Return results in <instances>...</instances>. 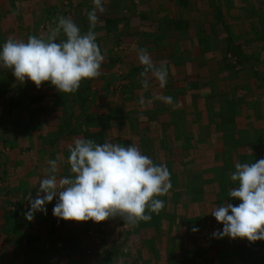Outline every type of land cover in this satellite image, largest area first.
<instances>
[{
  "label": "crops",
  "instance_id": "0c3cea01",
  "mask_svg": "<svg viewBox=\"0 0 264 264\" xmlns=\"http://www.w3.org/2000/svg\"><path fill=\"white\" fill-rule=\"evenodd\" d=\"M123 1L115 0L113 5L103 7V0H101L103 10L97 12L98 22L94 31L97 34V43L105 59L101 65V75L99 79L97 77L93 80L90 90L91 98L94 97L95 101L92 104L90 101V106H87L86 111L79 106L74 107V109L71 106L65 109L63 102L70 103V99L68 98L69 100L66 101L67 96L56 89H51L53 86L50 82H45V84L48 83L46 85L49 87L47 93H41L38 88L19 93L21 101L24 103L18 108V113L23 115L25 127H23V135L17 138L15 145L19 142L23 148L14 146L13 150L17 156L9 164L7 182L14 186L21 181L25 187L17 191L12 190L14 195L11 192L7 196L4 195L5 190L0 188V261L2 264H29L30 261L34 262L32 264H35V261H37L36 264H128L131 260L138 261V264H264V260L251 255L252 250L242 253L241 250L246 251V247L240 245L241 243L235 241L231 243L227 238L213 236L217 230L215 227L218 226V222L208 212L213 207L219 206L220 201L216 202L213 199V204L210 203L212 199L207 200L213 196V193V197H228L229 189L219 192L217 186L220 181L229 182L230 187L236 183L230 180V174L235 170L236 162L253 163L264 158V29H262L264 0H215L216 11H220L218 19L221 23L226 24L224 29L226 27H236L237 29L235 31L225 29L229 31L227 37L229 34L233 36V43L238 46L237 51H241L238 54L242 59V68L234 66L233 70L230 68L235 63L227 57V60L222 61L223 56L218 53L219 40L215 39L218 38V30L220 29L218 23H213V27L216 25L214 31L205 26H200V30L195 32L192 37L189 33L183 35L184 32L182 33L175 28V24L170 25L168 28L170 30L173 28L170 39L160 38L161 34L157 30L159 27L152 23L157 19L154 17L156 14L163 13L164 10L169 11L174 4H177L176 0L165 1L167 5H171L167 9L166 6L159 10L147 6L152 0H143L144 3L141 5L147 6L148 9L142 10L138 15L131 13L135 21L138 22L134 25L130 15L125 18L130 24L125 23L123 28H130L133 37L131 43L127 40L124 41V39H118L120 41L116 43L111 42L113 39L107 35L105 29L111 19L120 18L117 9L128 11L127 6L129 4L136 6L137 3H141L139 0H128L122 6L121 2L124 4ZM194 1L189 0L191 9L192 6H195ZM50 5L54 7L49 15L47 8ZM203 5L204 3L202 7ZM231 5L241 6L242 14H237L233 19L227 16L226 13L231 9V7H227ZM93 7L94 0H0V16L6 13H8L9 18L11 16V20L6 23V26H2L0 23V42L3 43V38L10 35L8 32L12 33L15 29L27 27L23 23L14 26L12 23L13 13L23 14L22 20H31L35 24L36 32L34 33L41 36L45 29L48 31L50 28L48 21L45 22L47 19L52 20L58 15L68 17L71 13L75 14L77 22L83 24L81 31L87 32L89 29L88 13ZM30 8L31 12L28 11ZM169 13L172 19L183 18L182 16H173L171 11ZM211 13L214 14L215 9ZM192 17L194 16L189 15L187 18ZM143 22H147V24ZM232 22H237V26L233 27ZM164 26L162 27L166 28V25ZM243 27L246 30L240 31ZM204 33L212 37V48L209 46V50L212 49L216 54L209 51L210 55L203 56L208 52L204 37L202 38ZM198 36L201 40L200 43H197ZM127 37L123 36V38ZM156 42L159 46L172 45L177 52L176 55L180 56L174 66L187 68V70L194 68L195 74H198V70H209L211 77L216 81L218 79L220 82L226 81L227 89L236 91L237 97L236 99L233 97L224 98L223 105L227 106V110H224L223 119L218 122V126L222 131L226 129V133L223 131V135H221L223 137L225 134V140L214 144L217 149L211 152L205 148V145L209 143L206 142L208 137L204 132L206 130L202 119H198L197 124L193 125L189 114L191 111L189 109L183 110V108L188 107L178 97L173 98V105L156 99L164 110V117L170 115L169 118H171L170 122L173 123L174 131L185 137L189 143L199 147L201 152L198 162L200 165L193 170L194 172L190 168L189 172L184 173L179 170L177 174L175 173L174 177L177 183L164 196L165 206L159 212L157 223L154 222L156 225H150L151 248L145 245V235L136 232L135 226L125 225L120 218H110L107 221L95 223L93 221H64L54 217L52 209L58 197L46 205V215L37 212L34 219L28 222L24 215L22 216L23 219L20 217L17 235L12 233V225L5 215V210L2 209V203L8 198L7 206L16 202L17 208H15L20 213L27 212L30 205L25 200V196L31 191L35 197L39 182L45 177L44 169L49 167V160H58V166L63 164L65 168L61 172V176H68L70 175V166L66 162L65 152L75 139L85 138L92 139L97 143H104L105 141L117 143L113 138L118 131L117 127H112L111 131H107V135H103V119L101 118L102 121L100 119L103 116V99H107V108L111 105V109L116 107L117 112L121 108L120 112L124 115L127 113L125 112V103L134 107L139 105L141 98L146 101L150 97L155 100L157 96H168L169 90L168 94L166 91H158L160 89L159 83L155 78H149L147 90L142 87L140 82L142 79L140 73L143 68L137 59V49H147L155 57L154 61H159L155 53L159 46L151 49V46L156 45ZM224 45H226L223 46L225 50L228 47L227 39ZM258 46L259 50L257 49ZM158 51L159 53L162 52L161 50ZM228 55L232 54L228 53ZM114 58H118L123 63L115 70L117 73L113 78L114 80L104 79L102 77L105 76L103 68ZM212 62H216L215 67L218 64V77L211 73L208 64ZM193 78L196 79L195 76ZM192 80V83L195 84V80ZM102 81L103 93H100L98 86ZM94 85L96 86L94 87ZM92 91L94 92L92 93ZM129 93L130 95L127 96ZM27 101H38L39 103L38 105L35 103L29 105L26 103ZM177 103L180 105L178 108L175 107ZM95 110H97L95 114L98 117L86 122L85 119L89 116L88 114ZM235 117L238 118L237 122L241 126L234 123ZM68 118L69 121H67ZM30 119L34 120L37 125V130L34 132L27 130ZM250 121L256 124L250 127L248 125ZM114 125L117 126V124ZM194 127L195 131L189 134V130L194 129ZM121 130L124 131L123 126H121ZM57 131H61L63 134L56 140V137L50 135ZM192 134L194 139H192ZM11 148H13L12 145L7 147L8 151ZM203 152L206 158L201 157ZM61 176L58 175V179ZM200 186L203 187L201 194L195 192V190H200ZM182 202H185L187 210H183ZM172 203L174 209L171 207ZM176 210L177 215L173 213ZM169 212L175 215L173 219L167 218ZM163 224L170 230L171 235L166 238V244L162 249V247L158 248L157 246L163 240V230L161 229ZM197 226H206V228L193 231V228L198 229ZM29 234L34 235L35 238L32 237L31 242L28 243L29 238L26 236ZM26 245L30 246L26 247ZM232 246L234 247L232 248ZM176 247L178 251L175 249ZM254 254L259 253L254 252Z\"/></svg>",
  "mask_w": 264,
  "mask_h": 264
},
{
  "label": "clouds",
  "instance_id": "9594fccd",
  "mask_svg": "<svg viewBox=\"0 0 264 264\" xmlns=\"http://www.w3.org/2000/svg\"><path fill=\"white\" fill-rule=\"evenodd\" d=\"M98 10H103L101 0H94L87 32H82L73 19L58 15L52 19L54 26L46 36L8 38L0 48V68L11 71L21 84L29 80L40 88L50 82L58 92L75 93L82 81L101 75L105 57L94 31ZM137 59L143 68L140 82L145 90L150 77L158 81L160 88L166 87L169 70L165 63L156 64L145 48L137 49ZM155 99L174 104L171 96ZM139 103L144 104V99ZM68 152L70 175L58 179V160H49L35 197L31 191L25 196L30 208L23 215L28 221L37 212L46 215V205L57 197L52 214L64 221L101 223L120 218L125 225L134 226L150 221L147 213L158 214L164 208L165 202L158 197L172 188L170 171L164 164H155L136 144L123 146L77 138L68 146ZM234 167L230 180L238 186L229 188L228 197L240 203L225 200L208 212L223 225L222 231L217 230L213 236L241 238L250 243L264 241V158L253 163L236 162Z\"/></svg>",
  "mask_w": 264,
  "mask_h": 264
},
{
  "label": "trees",
  "instance_id": "16d2710c",
  "mask_svg": "<svg viewBox=\"0 0 264 264\" xmlns=\"http://www.w3.org/2000/svg\"><path fill=\"white\" fill-rule=\"evenodd\" d=\"M180 1L183 3L187 2L188 6L191 7V4L188 2L189 0L188 1L180 0ZM53 7L54 6L52 5L48 6L47 12H49V15L51 14ZM12 15H14V18H12L13 20L12 23H14L13 24L14 26L18 25L21 21H24L22 20L24 18L23 14L17 15V13L16 14L13 13ZM68 17L73 19L77 23V25H79L80 28L82 29L83 24L80 22H77L75 14L73 15L71 13V15L69 14ZM10 18L8 16V13L4 14L3 16H0V23H2V26H6V23L10 22L11 20ZM174 24H175V28H177L182 33L184 32L183 35L189 33L191 37L194 36L195 32L200 30V28H198L200 26L198 25V21L196 20L195 17L187 18V19L179 18L176 21L175 20L172 21V26ZM257 26L259 27L258 24ZM164 27L157 28V30L161 34L160 38L170 39L173 28L171 27L172 30H170L167 26L166 28ZM262 29H264V24H263ZM203 37H204V43L207 44V50H208V52H206L203 56L210 55L211 51H212L211 52L212 54H216V52L213 51L212 49L209 50V46L210 48H212L211 47L212 41H213L212 37L205 33L202 35V38ZM123 39L125 40L126 38H123ZM226 39L228 41V47L224 50V55L227 57L228 53H231L233 57H239L238 53H240L241 51L240 52H238L239 50L237 51L238 46L233 43V40H234L233 36L229 34ZM200 42L201 40L198 36L197 43H200ZM170 45L171 44L159 46L156 42V45L151 46V49H154L156 46H159L155 50L156 56H158L159 58L158 60L161 61V63H165L167 65L168 70H169L168 82H167L166 87L162 89L159 86L160 89L158 91L159 92L166 91L168 94V90H169L170 95L168 94V96H172L174 99L178 97V99L181 100V102L185 106L188 107V108H183V110L189 109L191 111L189 114L191 115V122L193 123V125L197 124L198 119L199 120L202 119V123L204 124L203 125L204 129L206 130L204 132L207 134V137H208L206 142L210 144V145L206 144L205 148L207 149V151L211 152L212 150L217 149L214 146V144H216L217 142L221 140L223 141L225 140V137H224L225 134L223 137L221 135H223V131L224 133H226V129H223L222 131L221 128L218 126V122H221L223 119V113L227 110L226 108L227 106H224L223 102L225 99L229 97H233L234 99H236L237 92L229 91L227 89L228 85L226 81L220 82L219 79L218 81H216V79L212 78L209 70H198L197 71L198 74H195L196 70L194 68L192 69L188 68L189 70H187V68H181V67L177 68L176 66H174L176 65L175 62L180 56L176 55L177 52L172 47V45L171 46ZM257 49L258 50L260 49L259 46L257 47ZM158 50H161L162 52L159 53ZM152 58L154 61L155 57L152 56ZM159 61H154V62L156 64H160ZM234 66L236 65L232 64L231 68L230 67L229 68L233 70ZM193 76H195L196 79L193 78ZM192 79L195 80V84L192 83L193 82ZM199 79H202V80L199 81ZM93 80L94 79L82 81L80 88L75 93L66 94V93L60 92L61 94L67 96L66 101L70 99V103L63 102L64 108L67 109L68 107L71 106V108L74 109V107L79 106L82 110L84 109V111H86L87 106H90L89 104V100L91 99L90 90L92 88L91 86H92ZM46 84L44 83L42 84L40 88H38L41 91V93H47L49 91V87ZM33 86L34 84L32 85V89L35 88ZM152 87H155V86H152ZM51 89L55 90L54 87H51ZM129 95L130 93L127 96ZM183 98L184 100H182ZM32 101H27L26 103L29 105H33V103L38 105L39 103L38 101H35V102H32ZM22 103H24V101ZM158 103L159 101H157L156 99L153 100L151 99V97L150 99H147L144 104L139 103V105H135L134 107L125 103L124 104L125 112L127 113L123 115L120 112L121 108L119 112H117L116 107H113V109H111V105L109 108H107L108 106L107 99H103V116L100 117L99 115V117L100 119L101 118L103 119V135H107L108 133L107 131H111L112 127L114 128L117 127L118 131L116 132V135L113 136V138H115V141L117 143L120 142L119 144L123 146H128L130 144H136L140 148L142 153L149 156L155 164L166 165L171 174L170 175V180L172 183L171 189H173V187L177 183L174 177L175 173L177 174L179 170L186 173L190 171V168L192 169V171L195 170V168L198 165H200L198 162L200 160L201 151H199V147H197L195 144L189 143L185 139V137L177 134L174 131V127L172 125L173 123L170 122L171 121L170 120L171 118H169L170 115L168 114L167 117L166 116L164 117L163 115L164 110H162L161 106ZM166 110H167V106H166ZM151 111H154V112H151ZM96 112L97 110H95L92 113H89L88 114L89 116H87V119H85V121L87 122L88 120L89 121L95 120L96 117H98V115L95 114ZM72 114L74 115V113ZM18 115L19 116L15 117V119L12 120L11 122V125L13 128L12 137L15 140H17L19 136L23 135V127H25V122L23 121L24 119L23 115H21V113L20 114L18 113ZM237 119H238L237 117L234 118V123H238ZM67 121H69V118ZM248 123L250 127L256 124L253 121H250ZM114 124H117V126ZM238 124L241 126L240 123ZM121 126L124 127V131L121 130ZM238 129H240V127H238ZM27 130L28 132L30 131L34 132L37 129L36 127L31 126V124L29 123ZM193 131H195V127L194 129L189 130L188 133L191 134ZM61 134H63V132L57 131L55 133H52L50 136L56 137L55 139L57 140L59 139L58 137ZM191 136H192V139H194L193 134ZM12 147L13 148L10 149L9 153L14 155L15 154V152L13 151L14 145H12ZM65 155H66L65 157H68L69 155L68 150L67 152H65ZM15 157L16 155L13 156L11 161H13ZM201 157L206 158L204 152H203V156ZM8 172H9V167H8ZM4 173L7 175V172H4ZM236 186H238L237 183L233 184L230 187L229 182L220 181L218 182L217 191L219 192L227 191L229 188H233ZM200 187H201L200 190L199 189L195 190V192L197 191L200 194L203 193V187L202 186ZM213 196H214V193H213ZM213 196L207 199V200L212 199L210 203H213V199L216 202L220 201L219 205H221L225 200H228L234 205L240 203V201L236 199H232L230 197H221V196L213 197ZM158 198L162 200L165 199L164 196L158 197ZM182 203H183V210H187V207L185 206V202H182ZM173 205L174 204L172 203L171 207L174 209ZM11 213H14V211H11ZM173 213L177 215V210L176 212L173 211ZM147 214L151 215V220L147 222L141 221L140 223L134 225L136 227V229L134 230L142 235H145V238H144L145 243H146L145 245L151 248L152 244H151V239L149 237L151 233L150 225L157 223L158 217L160 214L159 213L158 214L147 213ZM167 215H168L167 218H171V219H173V216H175L171 212H169ZM213 219L216 221L214 217ZM197 222H200V220H197ZM164 226L165 224H163V227ZM163 227L161 228L164 234V235L162 234L163 240L161 241V244L157 246L158 248L162 247V249L164 248V244H166V238L170 237L171 235L170 230H168L166 226L164 228ZM197 227H198V230H201L202 228H206V226H197ZM215 228L217 230L222 231L223 225L218 223V226H216ZM18 229H19L18 225H12L11 232L16 234L18 232ZM217 230H215V232ZM166 231H167V234H165ZM27 238H29L28 243L31 242V238L29 236H27ZM223 238H227L228 241L229 240L231 241V243L235 241L237 243H241L240 245L242 246L244 245L246 247V251L241 250L242 253H245L248 250H252L251 255L253 257H258L262 259V261L264 260V241H256L254 243H250L246 239H241V238H237L235 240L229 237H226V236ZM233 247L234 246H232V248ZM175 249L178 251L177 247ZM254 252H258L259 254L255 255ZM138 263L139 262L136 260H131L128 264H138Z\"/></svg>",
  "mask_w": 264,
  "mask_h": 264
},
{
  "label": "rangeland",
  "instance_id": "374dc122",
  "mask_svg": "<svg viewBox=\"0 0 264 264\" xmlns=\"http://www.w3.org/2000/svg\"><path fill=\"white\" fill-rule=\"evenodd\" d=\"M114 1L115 0H103V7L104 6L108 7L109 5H113ZM117 1H120V0H117ZM139 1L141 3H137L136 6H132L131 4H129L127 6L128 11H120V8H118L117 11L119 12L118 14H120L118 17H120V18H116V19L113 18V19H111L110 22H108V26H106V29L105 28L104 29L107 32V35L110 36L111 39H113V41H111V42L116 43L117 41H120L118 39H123V36L127 37V35H128V37L124 41L127 40L129 43H131V40L133 37H132L130 28L129 27H127L125 29L123 28V27H125L124 26L125 23H127V25L130 24V22H127L125 19L129 15L131 16V19H132L131 22L134 25L138 22V21H135L134 16L131 15V13H134V14L136 13V15H138V13L141 12L142 10H147L148 9L147 6H152L153 9H155V10L163 9L167 6L166 7V9H167V8H169V6L171 4L167 5L165 3V1L167 2V1H172V0H152V2L149 3L147 6L141 5L144 3L145 0L144 1L139 0ZM123 2H124V4L121 2L122 6H124L128 2V0H124ZM176 2H177V4H174L173 7L169 10V11H171V14L173 16H177V17L182 16L183 19H185V18L187 19V17L189 15H193L196 18V20L198 21L199 26H205L206 28H210L213 31H214V28L216 27V25L213 27V23L220 24V29L218 30V33H219L218 38H215V39L219 40L218 53L222 54V56H223L222 61L227 60L229 58V60L231 59L232 62L235 63L236 67L242 68L243 63H241L242 59L240 57H233L232 55H228L227 59H226V56L224 55V49L223 48L226 46V45H224V42L226 40L227 34L229 33V31H235L237 29H236V27L235 28L226 27L225 29H228L229 31L224 29V26L226 24H224L223 22L221 23L218 19V15L220 14V11L219 12L216 11L217 10L216 1L215 0H195L194 1L195 6L192 7V9L188 6L187 2L183 3L180 0H176ZM203 3H204V5L202 7ZM138 6H139V9H138ZM230 7H231V9L229 10V12L226 13V15L229 16L231 19H233L235 16H237V14H242V12H243L241 6L231 5L227 8H230ZM214 9H215V13L213 14L211 12ZM28 11L31 12V8ZM169 11L164 10L163 13H161L160 15L156 14V16L154 18H157V19L155 22H152V23L158 27H162L164 25H166L167 27H170V25L172 26V21L173 20L176 21L178 19H172ZM48 18H49V16H48ZM211 18H213V20H211ZM47 21H48L49 27H50L52 25L51 24L52 20L47 19L45 22H47ZM128 21H129V19H128ZM20 23H23L27 27L23 28V29H21V28L15 29V30H13L12 33L8 32V34H10V35L3 38L4 42L8 38L27 40V37L29 35H36V33H34V32H36L35 24H33V22L31 20L30 21L24 20V21H21ZM143 23L147 24V22H143ZM231 24H233V27L237 26V22H232ZM131 27H133V26H131ZM198 28H201V27H198ZM245 30H246V28H244V27L242 29H240V31H245ZM48 31H47V29H45V32H43L41 34V36L47 35ZM121 41H123V40H121ZM4 42L3 43L0 42V48H2ZM227 43H228V41H227ZM249 57L252 59L251 56H249ZM118 61H119L118 58H114V60L110 61L109 64L106 65L105 68H103L104 69L103 72H104L105 76H102V77L104 79L108 78V79L114 80L113 78H115V75L117 73V72H115V70L117 68H119L118 66H120L123 63L122 61H119V62ZM214 64H216V62L209 63L208 65H209V68L211 70L212 75L218 77V75H219L218 64L216 65V67ZM241 70L246 71L245 69H241ZM13 77L14 76L12 75L11 71H9L7 69L0 68V186H1L0 188H3V190H5V193H4L5 196H7L9 193H11L12 190L17 191L18 189L25 187L21 181L19 182L18 185H14V186L11 183H8L7 182V180H8L7 175L4 172H7V174H8V167H9V164L12 162L11 159L13 158L14 155H16V154L13 155V154L9 153L7 147L14 145V146H18L19 148H23V146L20 145L19 142H18V144L16 143L17 145H15L16 140L12 137L13 128L11 125L12 120H14L15 117L19 116L18 115V112H19L18 108L21 106V103H22L21 96L19 95V93L32 90V85H33V83L29 80L28 81L30 83L28 81H25L24 84L22 85L19 81H17ZM99 77H98V79H99ZM95 86L96 85H94V87ZM111 86H112V84H111ZM33 87L36 88L35 85ZM21 89H23V90H21ZM98 89H99L100 93H103V81L98 86ZM93 92L94 91H92V93ZM90 93H91V91H90ZM90 98H91V96H90ZM90 101L92 104L93 101H95V98L94 97L91 98L89 100V104H90ZM3 120H4V122H3ZM29 123L33 127L37 126L35 124L34 120L32 121L30 119ZM58 167H59V172H60V173L58 172L59 173L58 175L61 176V172L64 170L63 168H65V166H63V164H62V165H59ZM13 192L11 193L12 195H14ZM8 202H9L8 198H7V200L5 199V201L2 203V209L5 210V212H6L5 215L9 218L11 225H18L19 226L20 225L19 219H20V217L23 219V217H22L23 213H20L16 209L17 208L16 202L15 203L12 202L11 204H9L7 206ZM12 210H14V213H11ZM38 216H40V215H38ZM27 222H28V220H27ZM27 236H29L30 238H32V237L35 238V236L34 235L32 236L31 234H29ZM29 246L30 245H26V247H29ZM28 263L32 264L34 262L30 261ZM36 263H37V261H35V264ZM0 264H2V261H0Z\"/></svg>",
  "mask_w": 264,
  "mask_h": 264
}]
</instances>
